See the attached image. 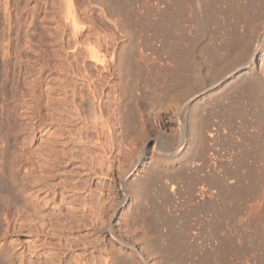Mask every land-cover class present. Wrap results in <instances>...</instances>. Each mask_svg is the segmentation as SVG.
Returning a JSON list of instances; mask_svg holds the SVG:
<instances>
[{"label":"rangeland","instance_id":"1","mask_svg":"<svg viewBox=\"0 0 264 264\" xmlns=\"http://www.w3.org/2000/svg\"><path fill=\"white\" fill-rule=\"evenodd\" d=\"M263 55L264 0H0V264H263Z\"/></svg>","mask_w":264,"mask_h":264},{"label":"bare ground","instance_id":"2","mask_svg":"<svg viewBox=\"0 0 264 264\" xmlns=\"http://www.w3.org/2000/svg\"><path fill=\"white\" fill-rule=\"evenodd\" d=\"M72 16V15H71ZM70 16V17H71ZM69 17V18H70ZM73 17H74V15H73ZM76 17V16H75ZM70 18L71 19V22H72V24H73V28H74V30L76 31L75 33H77V35H79L78 33L79 32H82V28L83 27H80V24H78L79 22H78V19H76V18ZM103 29H100L99 30V33L97 32V41H96V43H95V45L94 46H92V44H91V47H89V48H86L85 49V51H87L90 55H91V59H90V61H94V62H97V63H101V64H103L104 65V67L109 71L112 67H113V65H114V63L113 64H111V62H110V60L109 59H107L106 57H100V55L98 54L99 53V48L97 47V45L99 46V45H101V44H97V43H99L100 41H101V36H102V34H103ZM250 41H251V39H250ZM250 43H252V42H250ZM97 44V45H96ZM249 46H250V44H249ZM242 47V51L240 50V53H238V55L236 54V56L234 57V60H237V59H240V58H242L243 56H247V57H249V60H248V64L246 63V65H245V67H243V69L241 70V69H239V70H241V71H239V76L240 75H247L246 77H250L251 78V76H253V75H255V73H256V75H257V69H256V65H255V60H256V54H257V52H258V47H254L253 49H251L250 47ZM239 51V50H238ZM249 55V56H248ZM245 56V57H246ZM244 57V58H245ZM243 58V59H244ZM233 60V61H234ZM120 61V60H119ZM264 61V55H263V57H262V62ZM232 63V62H231ZM227 64V63H226ZM263 64V63H262ZM115 65H116V63H115ZM233 65V64H232ZM85 67V60L83 59V60H81V67L82 68H84ZM228 65H226V67H227ZM225 66H224V68L223 69H225L226 68ZM222 68V67H221ZM112 70V69H111ZM226 70V69H225ZM199 72V71H198ZM242 72V73H241ZM219 73H220V71H219ZM218 74V73H217ZM263 74V73H262ZM200 75V74H199ZM197 76L198 77V81H199V83H201L202 81H204L203 79H201V77L202 76ZM255 75V76H256ZM258 76H259V74H258ZM257 76V77H258ZM233 77V76H232ZM260 77V76H259ZM245 77H243V79H244ZM253 78V77H252ZM255 78V77H254ZM206 79V78H205ZM241 79V78H240ZM247 79V78H246ZM245 79V80H246ZM257 79V78H256ZM238 80V79H237ZM251 80H253V79H251ZM248 81V80H247ZM256 81V80H255ZM205 82H206V80H205ZM180 85V84H179ZM181 86V85H180ZM184 86V85H183ZM182 86V87H183ZM259 86V85H258ZM180 88V87H179ZM182 89V88H181ZM184 89H186V88H184ZM178 90L177 92H175V94H173L174 95V97L175 98H177V99H181L182 97H184L185 95H187V91H188V89L187 90ZM88 90H89V92L91 93V97H93V98H95L96 100L98 99L99 101H100V98H101V96L104 94V88L103 87H100L99 86V83L97 82V80H95V79H90L89 80V85H88ZM189 90H190V87H189ZM173 97V98H174ZM205 97V95L203 94V97H202V99ZM92 99V98H91ZM202 99H200V101H202ZM93 100V99H92ZM189 100V99H188ZM187 101V100H186ZM185 102V101H184ZM199 102V101H198ZM99 103V102H98ZM188 103H190V102H185V103H183V104H181V106L180 107H178V108H175V109H173L172 111H173V113L172 114H170V113H166V115H165V117L163 118L164 120V122H162L163 124H164V126L165 127H167L168 125H170L171 123H173L174 121H176V123L178 124V126L180 127V129H181V131L182 130H185V127H187L186 126V122H185V118L187 117V113H188V111L189 110H187V108L188 107H190V106H188L189 104ZM163 104V103H162ZM199 104V103H198ZM197 104V105H198ZM100 105V104H99ZM101 105H102V103H101ZM100 105V106H101ZM103 106V105H102ZM101 106V107H102ZM172 106V105H171ZM179 106V105H178ZM98 108H100L99 106H98ZM171 108V107H170ZM189 109V108H188ZM191 111V110H190ZM190 113V112H189ZM194 114V113H193ZM192 115V114H191ZM190 117V116H189ZM187 121V120H186ZM174 124V123H173ZM169 127V126H168ZM180 131V130H179ZM179 134L181 135V133L179 132ZM184 134V133H183ZM161 137V136H160ZM160 137H158L157 138V140H156V145H158L157 147H159L160 145H162L161 144V142H160ZM182 137V136H181ZM181 139V138H180ZM163 142H165V141H163ZM174 144V146H175V143H173ZM183 144V143H182ZM182 144H180V145H182ZM170 145H172V144H170ZM170 145H168V147L170 146ZM163 146H164V144H163ZM180 147V146H179ZM179 147H177V148H174L173 146H171L170 148H171V151L172 150H174V152L177 154L178 152H179ZM183 147V146H182ZM161 148V147H160ZM169 148V149H170ZM181 150V149H180ZM173 152V153H174ZM182 153V152H181ZM142 154H143V151H142V153L141 154H139L138 153V155L135 157V158H133L132 159V161H131V163H130V165L129 166H127L128 168H126V169H124V170H126L125 171V178L130 174V173H132V171L136 168V166L138 165V163H139V160H141V156H142ZM183 154V153H182ZM183 156V155H182ZM180 157H181V155H180ZM166 157H164V159H165ZM168 158H169V156H168ZM174 162H175V160H172L171 158H169V159H167L166 158V160H165V163L166 164H168V165H172V164H174ZM163 164V162H162V159L160 160V159H158V160H154V162L152 163V164H154L155 166L157 165V166H159L160 164ZM165 163H164V165H165ZM153 165V166H154ZM123 176V177H124ZM129 177V176H128ZM264 192V191H263ZM259 194V193H258ZM263 194H261V196H260V198H258L257 200H255L254 201V203H252V205L250 206V208L248 207L247 209V211L246 212H244L243 213V215L241 216V219H240V223H241V227H243L242 226V224L244 225V222L245 221H248L249 220V222L251 221L252 223H254L253 225H255L254 227H255V229H259V228H261L262 229V220H263V216H264V214H263V212H264V197L262 196ZM244 208V207H243ZM245 217V218H244ZM238 222V221H237ZM236 222V223H237ZM229 223V222H228ZM236 223H234V224H236ZM264 224V223H263ZM229 225V224H228ZM240 226V225H239ZM261 226V227H260ZM227 228V235L229 236V233L230 234H232L231 232H233V231H238V227L237 226H226ZM240 228V227H239ZM264 228V227H263ZM225 229V230H226ZM113 231V230H112ZM111 232V231H110ZM115 233V232H114ZM113 232H111L110 234H111V236L113 235V237H116L115 236V234H114ZM261 233V232H260ZM234 234V233H233ZM237 235V234H236ZM226 236V235H225ZM232 236V235H231ZM233 237V236H232ZM121 240V239H120ZM123 244H127V243H125L124 242V240L123 241H121ZM264 242V241H263ZM133 250L134 251H136L135 250V248H134V246H133ZM137 253V252H136ZM224 253V252H223ZM263 255V254H262ZM80 256H81V254H80ZM111 256V255H110ZM79 256L77 255L76 257H75V262H76V264H86V262H82V263H79V261L81 260L80 258H78ZM252 257V256H251ZM264 257V256H263ZM114 259V258H113ZM116 260V259H115ZM142 260V259H141ZM87 261V260H86ZM94 261V260H93ZM100 261L101 262H99L97 259L93 262V264H111L110 263V257L108 258V257H101L100 258ZM112 261V260H111ZM114 261V260H113ZM256 261V260H255ZM261 261H262V259H261ZM252 262V261H251ZM257 262V261H256ZM114 263V262H113ZM145 263V262H144ZM228 263V262H227ZM249 263V262H248ZM247 263V264H248ZM254 263V262H253ZM260 263V262H259ZM89 264V263H88ZM92 264V263H91ZM241 264V263H240ZM250 264H252V263H250ZM254 264H256V263H254ZM264 264V263H263Z\"/></svg>","mask_w":264,"mask_h":264}]
</instances>
